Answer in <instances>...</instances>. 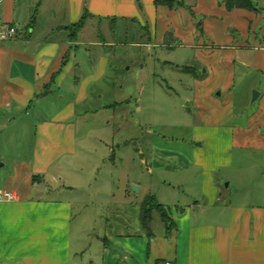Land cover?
Instances as JSON below:
<instances>
[{
  "label": "crops",
  "instance_id": "0c3cea01",
  "mask_svg": "<svg viewBox=\"0 0 264 264\" xmlns=\"http://www.w3.org/2000/svg\"><path fill=\"white\" fill-rule=\"evenodd\" d=\"M157 1H1V18L16 28L17 36L0 43V193L15 192L17 200L0 202V264H264L263 198L245 199L214 214L205 212L204 203L196 202L194 209H167L159 203L173 229L168 232L162 215L154 211L149 236L140 205L154 195L147 192L135 201L127 183L116 203L119 212L107 219L97 237L101 246L96 257L85 255L87 218L78 222L76 201L63 194L73 193L77 185L72 181L93 180L92 173L88 179L77 169L90 138L84 126L92 103L103 99V94L93 97V87L106 77L108 47L116 44L117 30L122 39L129 22L147 27L149 36H137L141 44H135L132 30V46H162L173 29L181 46L195 48L209 75L198 83L201 90L211 86V100L223 89L230 93L231 109L238 78L244 80L245 110L237 116L211 112L196 88L201 117L216 118L221 125L197 129L198 140L211 143L207 151H196L198 159L213 157L216 171L231 168L235 148L264 149V0H252L254 9L232 11L221 0H173L175 6ZM86 12L90 18L75 33ZM205 37L211 47H202ZM93 47L105 55L96 59L94 70H87ZM254 92L259 94L256 101ZM114 94L122 98L118 90ZM213 183L212 177L204 180L210 208L220 201ZM260 189L264 193V183Z\"/></svg>",
  "mask_w": 264,
  "mask_h": 264
},
{
  "label": "rangeland",
  "instance_id": "374dc122",
  "mask_svg": "<svg viewBox=\"0 0 264 264\" xmlns=\"http://www.w3.org/2000/svg\"><path fill=\"white\" fill-rule=\"evenodd\" d=\"M201 24L202 18H198L197 28ZM111 29L114 36L116 28ZM134 29L135 44H141L137 36L149 37L147 27L130 22L124 27L122 39L117 30L116 44L108 47L106 77L97 88L93 87V97L103 94V99L91 105L92 112L84 126L90 138L77 160V169H83L88 179L92 173L93 180L72 181L77 185L73 193L63 194L76 201L78 222L81 217L87 218L85 255L92 260L101 246L97 237L103 235L107 219L119 212V195L132 181L139 184L134 186L143 188L134 195V186L127 185L135 201L148 192L167 209H194L199 202L205 204V212L226 213L245 199L264 200L260 189L264 183V149L235 148L231 152V168L218 167L216 171L213 170L218 162L213 157L201 161L196 155L197 150L207 151L211 146L198 140L197 129L221 126L216 118L201 117L196 88L199 99L211 112L237 116L244 112L246 104L242 77L238 78L231 110L229 92L218 89L211 100V86L200 89L203 85L198 82L209 76L205 74L206 65L195 56V48L181 46L183 41L176 38L175 30L169 31L162 46L142 47L130 44ZM210 44L205 37L202 47ZM103 51L93 47L90 61L85 62L87 70L96 68V59L105 55ZM188 66L193 67L191 72L185 70ZM117 90L122 98L114 94ZM209 177L213 178L220 199L215 208L206 205L204 180Z\"/></svg>",
  "mask_w": 264,
  "mask_h": 264
},
{
  "label": "trees",
  "instance_id": "16d2710c",
  "mask_svg": "<svg viewBox=\"0 0 264 264\" xmlns=\"http://www.w3.org/2000/svg\"><path fill=\"white\" fill-rule=\"evenodd\" d=\"M221 2L226 6L228 11L234 9H254L252 0H221ZM156 4H167L169 6H175L176 2L173 0H159ZM90 18V14L87 12L83 15L81 21L74 26V32H78L85 22ZM189 71V69H186ZM156 211L160 213L163 217L164 224L166 229L170 232L173 229V224L171 220L167 217L165 210L162 205H160L154 196H148L141 206V224L145 230L150 231V224L152 220V213ZM150 236V233H149Z\"/></svg>",
  "mask_w": 264,
  "mask_h": 264
},
{
  "label": "built area",
  "instance_id": "2783aa9c",
  "mask_svg": "<svg viewBox=\"0 0 264 264\" xmlns=\"http://www.w3.org/2000/svg\"><path fill=\"white\" fill-rule=\"evenodd\" d=\"M2 0H0L1 3ZM17 36V30L14 27H11L4 23L0 14V43L14 39ZM17 200V194L15 192H2L0 193V202H10ZM164 264H173V263H164Z\"/></svg>",
  "mask_w": 264,
  "mask_h": 264
},
{
  "label": "water",
  "instance_id": "95a60500",
  "mask_svg": "<svg viewBox=\"0 0 264 264\" xmlns=\"http://www.w3.org/2000/svg\"><path fill=\"white\" fill-rule=\"evenodd\" d=\"M258 95H259L258 93H254L253 101H256L257 100ZM133 189H134V192H136V193L139 192V188L138 187L134 186Z\"/></svg>",
  "mask_w": 264,
  "mask_h": 264
}]
</instances>
